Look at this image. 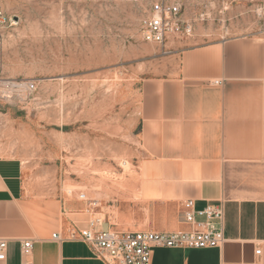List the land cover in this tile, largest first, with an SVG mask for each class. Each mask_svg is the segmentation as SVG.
<instances>
[{
	"label": "rangeland",
	"instance_id": "374dc122",
	"mask_svg": "<svg viewBox=\"0 0 264 264\" xmlns=\"http://www.w3.org/2000/svg\"><path fill=\"white\" fill-rule=\"evenodd\" d=\"M157 1L0 0V89L37 87L0 99V157L24 163L40 224L84 201L79 210L122 231L137 210L143 88L162 53L141 22ZM179 1L194 43L264 35V0Z\"/></svg>",
	"mask_w": 264,
	"mask_h": 264
},
{
	"label": "crops",
	"instance_id": "0c3cea01",
	"mask_svg": "<svg viewBox=\"0 0 264 264\" xmlns=\"http://www.w3.org/2000/svg\"><path fill=\"white\" fill-rule=\"evenodd\" d=\"M190 35L159 46L158 78L144 84L139 206L120 232L188 231L185 202L203 210L223 201L221 247L155 249L152 264H264V35L210 43ZM27 190L24 163L0 157V239L8 241L0 264H21L22 240H33L34 264H104L72 237L94 217L79 210L84 201L40 224L28 216ZM53 230L62 241L48 237Z\"/></svg>",
	"mask_w": 264,
	"mask_h": 264
},
{
	"label": "built area",
	"instance_id": "2783aa9c",
	"mask_svg": "<svg viewBox=\"0 0 264 264\" xmlns=\"http://www.w3.org/2000/svg\"><path fill=\"white\" fill-rule=\"evenodd\" d=\"M182 13L183 5L179 0H159L153 3L149 14L141 22L143 41L163 46L173 35H190L191 28L182 20ZM5 22L6 16L0 11V26ZM17 85L18 87H13V84H7L5 89L10 94L0 90V99H12L14 94L27 96L37 90L33 82ZM214 85H221V81H215ZM184 222L191 227L190 230L120 232L103 228V220L96 218L89 221L88 228L73 232L72 237L86 244L93 257L104 264H152L155 249H214L225 243L223 201L210 204L203 210H197L193 201L185 202ZM52 238L62 241L58 234H53ZM33 250V240L20 242L21 264H34ZM261 252L259 249L256 254L260 255ZM7 253L8 241L0 239V262L7 260Z\"/></svg>",
	"mask_w": 264,
	"mask_h": 264
},
{
	"label": "bare ground",
	"instance_id": "6f19581e",
	"mask_svg": "<svg viewBox=\"0 0 264 264\" xmlns=\"http://www.w3.org/2000/svg\"><path fill=\"white\" fill-rule=\"evenodd\" d=\"M1 90V89H0ZM3 90V89H2ZM123 163V162H122ZM123 166H124V168H125V170L128 172V169H129V166H130V163L128 162V161H125L124 163H123ZM101 179H104V178H101ZM79 199H86V198H88V196H87V192H85V193H82V194H79ZM98 203H96L95 205H97ZM60 224V223H59Z\"/></svg>",
	"mask_w": 264,
	"mask_h": 264
}]
</instances>
